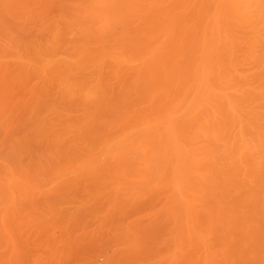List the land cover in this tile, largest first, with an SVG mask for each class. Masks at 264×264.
<instances>
[{
    "label": "rangeland",
    "instance_id": "374dc122",
    "mask_svg": "<svg viewBox=\"0 0 264 264\" xmlns=\"http://www.w3.org/2000/svg\"><path fill=\"white\" fill-rule=\"evenodd\" d=\"M160 23L229 32L237 85L179 134L202 174L215 163L199 148L207 132L238 121L229 99L248 97L243 111L264 120V0H0V264H264V226L210 224L201 203L167 241L178 227L163 205L176 196L155 154L160 122L175 118L157 111ZM147 233L142 250L130 245Z\"/></svg>",
    "mask_w": 264,
    "mask_h": 264
},
{
    "label": "bare ground",
    "instance_id": "6f19581e",
    "mask_svg": "<svg viewBox=\"0 0 264 264\" xmlns=\"http://www.w3.org/2000/svg\"><path fill=\"white\" fill-rule=\"evenodd\" d=\"M222 1L223 0H221V3ZM217 3H219V1ZM169 5L167 7H169ZM219 5L221 4H218V6ZM217 7H215V9H218ZM167 10H170V8ZM191 10L194 11V6L187 12H190ZM214 11L219 13L218 10ZM180 24L181 26H176L177 24L173 23V25L164 28L163 24L160 23L159 31L161 39L159 43V65L156 66L157 111H159L158 113L161 115H171L174 117L175 120L172 121L176 124L173 126L170 118V122H168V124L166 122V125L164 123L167 120L163 121V118L162 122H160L161 120L159 119L158 121L157 119L158 122L161 124L163 123L162 125L165 129L163 133L160 129V126L162 125H159L157 122L159 125H157V130L160 133L157 135V138L161 139L158 141L159 150L155 154L156 162L159 164L157 169L159 172L158 178L160 183H164L163 185L166 186L169 184L167 182H171V186L174 189L176 196L172 201L167 202L166 205L164 204L165 202L161 203L165 201V198L163 201L159 202L161 205L160 209L162 208V204H164V211L162 213L166 212V214L173 215L175 219L174 221H176L178 227L175 231L180 233H177V235H173L170 238L168 237L167 241H178L182 237L184 230L182 221L179 219V213L184 211L189 212V210L191 211L190 208L193 204L199 205L201 203L200 206L207 210V215H210L208 220V223L210 224H221L225 227L237 228H259L264 226V120L260 119L259 116L248 109L243 111L241 106L244 102L249 100L248 97H244L240 102H234L231 99L228 100L232 107L231 109L235 110L236 114H238V121H236L231 128L233 131L229 132L224 128L222 130H212V132H207L206 143L199 147L205 148L208 157L215 158L214 167L212 169H207L202 174H196V171H198L197 164L190 154L189 145L183 140L184 138L181 139L179 137V134L182 136L185 132L190 130L193 131L197 124L200 126V123L194 121V117L210 116L212 110L217 111L223 107V99L220 96L219 90L222 85L225 84V81H235V85H237L238 82L237 77L233 74L237 69L231 68L226 59L228 53L225 51V37H223V35L225 36L226 33L229 32L225 31L224 34L222 33L223 35L218 33V31L217 33H214L215 31H210V33H208V31L199 32L198 30L189 32L182 23ZM217 24L218 30L223 28L219 27L220 23ZM198 27L199 25L196 23L194 28L198 29ZM206 28L207 27H205V29ZM258 37L261 36L259 35ZM231 40H229V42ZM253 40L255 39L253 38ZM261 43L262 42L260 41V44ZM240 44L242 45V43ZM255 72L256 71H254V73ZM237 108L240 111V114L238 113ZM170 125L173 126V130L166 134V130L171 128ZM208 135H211V137H208ZM214 139H217V142H212ZM157 190L159 191V189ZM188 195L192 200H187L186 196L188 197ZM133 207L136 208L137 206L133 205ZM158 207L156 206L155 208ZM120 212H122V210ZM117 213L119 212L117 211ZM154 213L156 214L157 212ZM159 219L160 218H158V221ZM120 220L124 223L122 221L123 219ZM120 220L118 218V222ZM139 226L136 225L135 229L139 230ZM143 227L146 229L148 226ZM169 228L170 227H168V229ZM190 228L191 230L189 231L193 233V228ZM157 231L158 233H155L161 235L164 228L163 230L157 229ZM134 232L136 231L134 230ZM168 234L169 232L167 235ZM164 235H162L163 239ZM135 237H138L137 239L135 238V240L140 239L139 243H130V245L134 248L138 247L139 250H142L145 244L150 241L149 238L151 239L153 237L154 240L156 239V237L149 235V233ZM115 239L116 238H114V240ZM109 241L111 242V240ZM141 241L142 243H140ZM143 241L147 242L144 243ZM154 242L152 244H154Z\"/></svg>",
    "mask_w": 264,
    "mask_h": 264
}]
</instances>
